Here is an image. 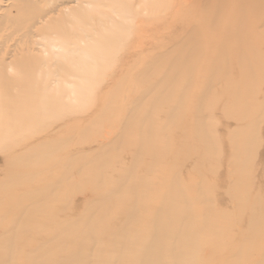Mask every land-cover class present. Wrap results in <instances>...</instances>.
<instances>
[{
  "label": "rangeland",
  "instance_id": "obj_1",
  "mask_svg": "<svg viewBox=\"0 0 264 264\" xmlns=\"http://www.w3.org/2000/svg\"><path fill=\"white\" fill-rule=\"evenodd\" d=\"M23 1L0 0V264L161 241L264 264V0Z\"/></svg>",
  "mask_w": 264,
  "mask_h": 264
},
{
  "label": "bare ground",
  "instance_id": "obj_2",
  "mask_svg": "<svg viewBox=\"0 0 264 264\" xmlns=\"http://www.w3.org/2000/svg\"><path fill=\"white\" fill-rule=\"evenodd\" d=\"M33 1V0H32ZM24 3L26 2L25 0L23 1ZM21 4V3H20ZM87 4H90V3H87ZM16 6H21V5H15V7ZM157 8V7H161V0H159V1H157V3H156V5H153V6H150L149 5V8ZM148 8V9H149ZM18 9H20L17 13H15L14 15H13V17H15V16H17V17H21V18H31V17H33V18H31L32 20H34L35 19V21H37V18L39 17H37L36 18V16H33V14H34V10L33 9H29L30 10V12L28 13V14H23L21 11H23L24 9H25V7L23 6V7H19ZM38 10V9H37ZM139 10H140V8H139ZM142 10V9H141ZM50 11H52L51 9H50ZM56 11V9L55 10H53V12H55ZM73 11H75V9L74 8H69L67 5H66V7H65V9H64V11L63 12H67V14L69 15V14H71V12L73 13ZM157 12H159V11H157ZM47 14V13H46ZM123 20H125V22L127 21V20H129V19H123ZM38 25H40V22L38 21L37 23H35L33 26L34 27H37ZM43 36H45V38L44 39H42V44L41 43H39V46L41 47V48H43L44 49V52H45V54H48V46H47V42L48 41H50V39L52 38L51 36H49V35H47V33H43ZM53 49H61V47H59V46H57V45H53ZM67 84L68 85H70V83L69 82H67ZM71 87V89H74V85H72V86H70ZM74 94L76 93L77 94V92H76V90H74V91H72ZM161 242H163V241H161ZM159 243V244H157V248H159V250L156 252V251H153V252H155L154 254H147L145 257L147 258V262L145 263V264H165V263H163V261L161 262L160 261V259H161V256H162V251H163V249L164 248H162V243ZM85 249V246L83 245V246H81V251H71L70 253H65L63 256H62V264H87L88 262H86V255H85V253H83V250ZM53 256V255H52ZM52 256H51V258H52ZM50 258V259H51ZM51 261V260H50Z\"/></svg>",
  "mask_w": 264,
  "mask_h": 264
}]
</instances>
